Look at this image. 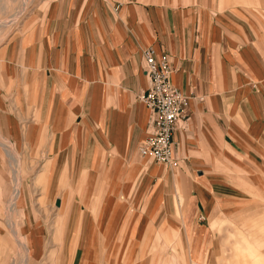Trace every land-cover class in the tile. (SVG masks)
Here are the masks:
<instances>
[{
  "label": "crops",
  "instance_id": "0c3cea01",
  "mask_svg": "<svg viewBox=\"0 0 264 264\" xmlns=\"http://www.w3.org/2000/svg\"><path fill=\"white\" fill-rule=\"evenodd\" d=\"M146 46L170 56L173 82L193 97L174 134L179 168L138 151L150 122L139 97L149 86ZM0 61V131L21 143L24 128L8 106L35 102L46 196L62 204L63 174L73 188L74 201L67 194L58 212L63 227L56 221L70 264H139V248L173 230L190 264L214 263L219 230L229 243L230 232L244 230L264 263L250 247L264 222V53L245 19L193 0H50L43 23L2 46ZM25 212L28 245L41 255L46 226ZM241 215L254 220L250 233L238 227Z\"/></svg>",
  "mask_w": 264,
  "mask_h": 264
},
{
  "label": "rangeland",
  "instance_id": "374dc122",
  "mask_svg": "<svg viewBox=\"0 0 264 264\" xmlns=\"http://www.w3.org/2000/svg\"><path fill=\"white\" fill-rule=\"evenodd\" d=\"M193 1L207 6L212 12L226 13L234 19H245L256 32L259 45L264 53V0ZM49 2L50 0H0V48L17 36H23L36 29L39 23H43ZM1 69L2 62L0 61V72ZM32 105H35V102L33 104L12 102L7 109L17 116L15 120L24 128L21 143H16L0 131V264H70V257L66 254V237L64 235V239H62L63 232L61 231L66 218L58 212L63 210L66 203L64 197L67 194L71 193L70 202L73 200V188L67 176L63 174L57 187L58 194H63L62 204L57 205V200L46 196L48 175L47 179H44L43 171L49 161L46 160V151L40 149L44 146V140L41 141L38 149H33L35 138L32 134L34 131L32 124L38 121L40 110L36 105L33 110L34 106ZM20 189V195L15 196ZM24 189L27 191L26 199L22 196ZM57 206L59 207L57 208ZM28 209L30 210L29 221L44 223L46 226L47 231L41 239L42 245H44V252L41 255L34 256L28 245L25 234V223L27 222L25 211ZM241 217L242 220L237 222V225L241 229H247L245 230L247 232L252 227L251 224L254 220H251L249 215H241ZM58 220L61 221V228L56 235V221ZM220 223L226 227L227 219H222ZM261 228L262 230H260V226L257 227L252 233L251 239L253 238L254 241L250 247L256 250L258 248L262 257L264 256V240L260 241L259 237L264 238V222ZM243 231L230 232L229 243L228 232L219 230L222 243L220 251L216 252L213 264H264L259 260V255H253L249 246L245 245ZM79 233L77 231V240ZM168 239L170 238L166 239L164 234L158 235L157 245L139 248L135 260L140 261L139 264H190L185 258L180 233L173 230L171 239ZM247 239L251 240L249 236ZM229 246L230 250H228ZM132 249L136 251L138 248ZM129 250H131L130 247L124 248L126 252ZM126 252L124 258L121 257V259L125 260ZM100 256L99 259H103L105 256L104 260L112 258L113 260H110L109 263H116L117 257H119L107 254Z\"/></svg>",
  "mask_w": 264,
  "mask_h": 264
},
{
  "label": "built area",
  "instance_id": "2783aa9c",
  "mask_svg": "<svg viewBox=\"0 0 264 264\" xmlns=\"http://www.w3.org/2000/svg\"><path fill=\"white\" fill-rule=\"evenodd\" d=\"M143 69L149 86L140 99L150 110L149 135L138 147L140 155L172 168H179L181 156L174 134L188 120L192 96L173 82L176 67L169 55L157 56L153 46L142 49ZM199 99L203 97L199 96Z\"/></svg>",
  "mask_w": 264,
  "mask_h": 264
},
{
  "label": "water",
  "instance_id": "95a60500",
  "mask_svg": "<svg viewBox=\"0 0 264 264\" xmlns=\"http://www.w3.org/2000/svg\"><path fill=\"white\" fill-rule=\"evenodd\" d=\"M59 204H60V200L58 199V200H57V205H59Z\"/></svg>",
  "mask_w": 264,
  "mask_h": 264
}]
</instances>
